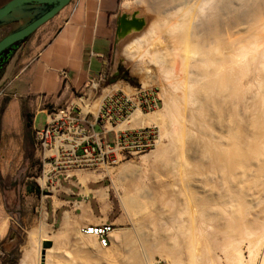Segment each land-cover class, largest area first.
<instances>
[{"label": "bare ground", "instance_id": "6f19581e", "mask_svg": "<svg viewBox=\"0 0 264 264\" xmlns=\"http://www.w3.org/2000/svg\"><path fill=\"white\" fill-rule=\"evenodd\" d=\"M122 5L141 6L135 9L137 18L150 20L144 32L124 45L126 53L137 58L135 67L144 64L145 73L155 70L164 79H158L162 107L150 112L137 107L125 121L111 126L115 130L157 127L156 147L142 157L166 162L158 175L156 208L142 217L138 228L139 252L133 250L136 263L156 264L160 259L166 264H264V0H123ZM147 11L152 13L148 12L149 17ZM134 28L140 30L132 27L128 34ZM162 35L172 43L165 53L154 45ZM166 53L173 57L167 58ZM116 88L105 89L93 105L82 99V113L96 114L103 98ZM185 104L192 105L189 119ZM212 109L224 116L223 124L227 120L221 123L226 131L219 128V117L214 119L219 121L218 132L212 128ZM187 120L190 128L183 124ZM192 126L198 137L205 136L206 141L200 138L206 144L195 152L203 161L193 165L189 161V165L183 154L178 158L171 152L182 146L184 136L194 134ZM113 168L107 167V173L112 174ZM122 201L135 212L144 208L139 196L129 192ZM72 224L67 214L64 229L72 230L77 244L92 252L96 261L114 258L112 237L120 245L136 247L113 224L107 245L84 232V226ZM37 248L33 262L22 263L53 264L51 250L44 255L40 240Z\"/></svg>", "mask_w": 264, "mask_h": 264}, {"label": "rangeland", "instance_id": "374dc122", "mask_svg": "<svg viewBox=\"0 0 264 264\" xmlns=\"http://www.w3.org/2000/svg\"><path fill=\"white\" fill-rule=\"evenodd\" d=\"M7 1L8 0H0V6ZM75 1L82 2L84 0H74V2ZM122 1L123 0H120L121 12L128 13L129 15L132 13L137 15L138 12H136L135 9H138L139 5H134L132 8H125L122 5ZM74 2L72 0L69 4L72 3L74 5ZM66 9L67 8L65 7L62 8L55 16L38 27L27 39L20 42L13 50V54L18 47L23 44L28 47V42L36 36L39 37L38 43L41 44L46 41V39L53 33V30H47L48 25H52L56 16L60 14V12H64ZM139 9H141V6ZM148 12L150 11H147V17L152 14L151 12V14ZM136 17H138V15ZM144 22L145 24L142 29L137 31L135 28L132 29L133 33L127 34V37L125 36L126 38L124 37L125 39H123L118 45L114 44L108 56L109 58L103 78L96 81V88L90 87V90L86 95L82 93L76 94L75 111L79 112L82 117L86 118L87 122L82 121V123H86L87 127L88 122L95 121L99 109L96 114L93 112H88L87 114L82 113L83 108L81 106V100H88L89 104L91 103L92 105L96 104L99 101L104 88H113L114 85L117 87L116 90L121 89L127 92H133L141 88H151L159 93L162 100L159 107L163 106V99L160 95L161 90L158 84V81L163 79L161 75L162 73L159 72L158 74V71L155 70L149 74L145 73L143 70L144 64L135 67L134 61L137 60V58H132L125 51L124 45L139 36L142 30L144 32L149 26L150 20ZM20 25L21 22L0 25V39L16 30ZM166 37L165 35H162L154 44L158 49H163L164 53L166 49L167 51L169 50L168 46L172 44L171 42L169 43L170 40ZM28 50L29 49L27 48V51ZM166 55H168L169 57H166L170 59L173 57L172 55H169V53H166ZM151 65L152 64L150 63V66ZM139 67H141V69H139ZM151 67L153 68L154 66L152 65ZM179 74L180 78L184 79V73L180 71ZM3 86L4 84L0 85V89H2ZM116 90L114 89L110 92L113 93ZM176 93L180 95L181 90H177ZM191 109V104L184 106V114L187 119H189ZM215 109L218 110V108H214V110ZM214 110L212 112L213 114L215 113ZM216 113L211 115L213 116V122H215V118L217 119V117L220 116L218 111ZM223 117L221 114V117H219L218 120L221 118L223 119ZM224 120H226V117ZM211 121L210 125L213 124ZM226 121L225 123H227ZM44 122L45 115L42 114L38 117V124ZM216 122L212 125V128L215 126V129H217L218 132V128L216 127L220 126L219 128L222 130L225 123L223 124V121L219 122L218 126ZM221 123L223 125H221ZM183 124L188 128L192 125L188 120ZM109 125L110 124H107V127ZM95 128L96 131L102 130L100 121L96 123ZM108 128L111 129V125ZM192 128L194 129H192V133L195 134L197 131L195 126H192ZM215 129H210L208 131L214 130L216 132ZM223 130L226 131L225 128ZM25 134L26 148L20 153L5 157V161L4 159L3 161H0V225H3V230L1 228L2 226H0V231H4L0 233V264H24L22 263L24 260L25 262L32 263L33 259L37 257L36 249L38 250L37 247L39 240L43 245L42 253L44 255L47 250H51L50 253L52 254H50V259L53 264H92L93 262V264H135L136 260L134 259L133 250H138L139 252L140 243L138 228L142 217L144 215L149 216L156 208V204L154 203L155 192L161 183L158 175L162 163H166L165 160L162 162H156L153 156H148L146 158L142 157L144 154H148L156 146L146 152L135 153L126 157L119 156L115 161L103 164V167L100 165L98 171V168H95L96 170L90 169L91 171L85 169L77 170L75 175L70 178L61 174L59 169L54 170L48 165L45 166L43 152L40 149L39 142L36 139V135L32 128L28 129ZM194 134L184 136L182 146L179 147L177 145L173 152H171V156H177L179 158L183 154L182 159L183 161L186 160V163L189 161L192 165L194 163H199L201 159H199L200 157H197L198 155H195V152L197 149H202L206 144L204 141H201V138H204L203 140H205V136L203 137L200 135V138L197 134H195V137ZM113 137L114 132L111 130L108 133V138L109 140H112ZM195 138L197 141H195ZM206 139H208V137H206ZM203 142L205 143L204 145ZM181 150L184 152L182 153ZM182 159L179 160L182 161ZM107 167H115V169L113 168L114 172L112 174L107 173ZM82 171H94L96 174L98 173V175L104 176L98 182L90 180L84 185L83 183H80L79 179V173ZM44 175H46V177L48 176L47 179H49L46 184L42 183ZM117 177L120 179H117ZM163 182L164 181H162V183ZM165 182L167 181L165 180ZM55 187L56 190L54 189ZM87 187L91 190L107 187L109 192V207L104 208L92 192H86ZM127 192L131 195L139 196L143 202L144 208H141L138 212L125 208L122 200L124 194ZM81 202L88 204L92 208L96 217L104 218V221L112 223L115 231L119 230L125 235L127 234V236L131 237L130 239L135 243V245L132 246H136L137 248L130 249V243L128 245H122L121 243L120 245L115 242V237H112L113 241L110 247H113V254L115 253L113 256L114 258H112L113 260L111 259L109 262L102 259H98L97 261L96 258L93 259L95 256L92 252L84 249L80 244H77V238H75L76 236L73 231L61 227L62 218L66 210H74L76 214H81ZM43 235L45 236L43 237ZM42 237L43 239H41ZM117 245L119 246L115 247ZM158 259L159 258H157V260ZM156 264L166 263L164 260L159 259V262Z\"/></svg>", "mask_w": 264, "mask_h": 264}, {"label": "crops", "instance_id": "0c3cea01", "mask_svg": "<svg viewBox=\"0 0 264 264\" xmlns=\"http://www.w3.org/2000/svg\"><path fill=\"white\" fill-rule=\"evenodd\" d=\"M69 5L48 25L47 30L53 33L46 41L40 44L36 36L28 42V47L19 46L0 69V85H8L7 92L0 96V108L3 107L0 161L26 148V131L32 128L36 135V130L45 125L49 109L76 104V94L86 95L103 78L115 44L118 21L124 13L120 10V0H84L77 6ZM25 112L31 115L30 128L26 126ZM42 114L45 122L38 124ZM103 176L96 172L79 173L80 183L84 185L90 180L98 182ZM86 192H92L104 208L109 207L107 187L92 190L87 187ZM80 207L81 214L74 210L64 212L61 227L67 214L71 216L72 226L108 223L96 217L88 204L81 202Z\"/></svg>", "mask_w": 264, "mask_h": 264}, {"label": "built area", "instance_id": "2783aa9c", "mask_svg": "<svg viewBox=\"0 0 264 264\" xmlns=\"http://www.w3.org/2000/svg\"><path fill=\"white\" fill-rule=\"evenodd\" d=\"M79 3L75 1L74 5ZM7 87L8 85L0 89V96L7 92ZM161 102L159 93L151 88H141L133 92L118 89L103 99L95 121L88 122V127L86 123H82L87 122L86 118L75 111V104L49 109L45 125L36 130V139L43 152L45 166L59 169L61 174L72 178L77 170L95 169L115 161L119 156L126 157L152 149L159 138L157 127L114 130L109 129L107 124L114 126L125 121L137 107L142 111L155 110ZM98 121L101 122L100 131L95 128ZM111 130L114 137L109 140L108 133ZM46 150L55 151L46 154ZM82 230L95 234L105 245L110 243V223L89 224Z\"/></svg>", "mask_w": 264, "mask_h": 264}, {"label": "water", "instance_id": "95a60500", "mask_svg": "<svg viewBox=\"0 0 264 264\" xmlns=\"http://www.w3.org/2000/svg\"><path fill=\"white\" fill-rule=\"evenodd\" d=\"M72 0H8L0 6V25L21 22L14 31L0 39V58L8 56L38 27L55 16ZM144 21L134 13H122L118 21L115 45H118L132 27L142 29Z\"/></svg>", "mask_w": 264, "mask_h": 264}, {"label": "trees", "instance_id": "16d2710c", "mask_svg": "<svg viewBox=\"0 0 264 264\" xmlns=\"http://www.w3.org/2000/svg\"><path fill=\"white\" fill-rule=\"evenodd\" d=\"M8 53H9V52L7 51L6 54H5V56L2 57V58H0V69H2V68L4 67V65H5V63H7L8 60L12 57L13 52L11 53L10 56H8ZM2 110H3V107L0 108V115H1V113H2ZM24 116H25V118H26V126H27L28 128H30L31 125H32V123H31V121H30V116H31V115H30V113L25 112V113H24Z\"/></svg>", "mask_w": 264, "mask_h": 264}]
</instances>
